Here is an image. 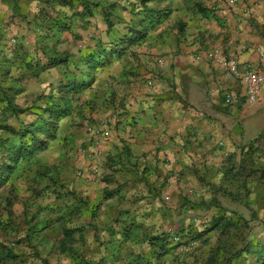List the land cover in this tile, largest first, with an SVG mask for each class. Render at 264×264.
<instances>
[{
  "label": "crops",
  "instance_id": "obj_1",
  "mask_svg": "<svg viewBox=\"0 0 264 264\" xmlns=\"http://www.w3.org/2000/svg\"><path fill=\"white\" fill-rule=\"evenodd\" d=\"M65 1L0 0V98L42 113L56 92L65 105L49 107H79L73 127L90 132L60 136V117L46 149L23 156L31 177L46 175L32 201L46 216L32 231L44 239L38 255L96 264L100 236L113 264L167 259L169 226L198 224L190 212L204 209L210 223L227 216L219 195L264 174V90L247 105L242 81L207 58L264 70L255 51L264 52V0H147L135 10L133 0H95L91 15ZM34 81L44 95L35 105ZM69 95L80 101L70 106ZM66 231L75 260L50 246Z\"/></svg>",
  "mask_w": 264,
  "mask_h": 264
},
{
  "label": "rangeland",
  "instance_id": "obj_2",
  "mask_svg": "<svg viewBox=\"0 0 264 264\" xmlns=\"http://www.w3.org/2000/svg\"><path fill=\"white\" fill-rule=\"evenodd\" d=\"M115 4L118 3L115 1L110 2L108 8H113ZM138 5H141L138 0H133L130 3V7L134 10ZM103 15H106V13L104 12ZM40 86L41 84L35 81L29 85V88L34 90L31 99L32 102L34 101L33 105L42 101V96H44L36 97V94L41 91ZM45 87L43 93L45 92L46 96L53 92L52 85ZM53 94V97H47L49 103L46 104V108H50L48 104L53 103H60L64 106L63 100L58 102L57 99L60 98H57L56 92H53ZM64 99L69 102L70 106L71 104L74 105L76 100L80 101L79 97L76 98L72 95ZM11 101L13 102V99ZM6 102V100L0 101V173L7 166L11 169V172L5 173L7 179L0 185V254L2 250L6 249L7 252H10V256L13 255L14 257L4 259L0 263L43 264V259L38 255V251L43 246L44 239L32 231L37 228V223H43L46 216H44L42 206L32 201L33 197L35 199L41 197L43 191L41 186L46 175L41 173L40 176L31 177V172L24 157L21 161L18 160L19 162L14 164V167H11L12 162L8 159V152L9 147L16 142L15 138L17 139L20 136L22 129H27L30 124L39 121L41 115L45 114V119H48L50 115L47 112L44 113L45 111L42 113L38 111L31 112L28 109H26V113H15ZM76 110L73 113L69 111V115L63 120V122H67V125L64 128L65 130H61V134L58 126L62 121L60 122L56 115H52L50 130L54 135L65 136L70 134V136H73L82 132V138L88 136L90 132L85 126L78 132L79 127L84 123L83 121L75 129L73 127V124L81 119L80 114L83 112L79 107ZM86 114L89 116L88 113ZM87 120L88 123L91 122L90 118ZM24 137H22L24 141L31 143L28 133H25ZM38 138H41V135ZM260 179L262 180L261 185ZM245 180L248 181L247 185H242L236 190L229 188L231 191L224 193V196L219 195L220 201L218 202L223 205L221 209L227 212L228 218L233 220L234 225L227 228L221 226L213 229L210 227V215L209 218L207 217L208 210L190 212L191 216L198 217V224L191 221L192 223L187 222L169 226L163 232L165 244L161 247L169 252V257L165 259L166 257L160 256L152 259L150 263L264 264V188H262L264 186V174L261 177H245ZM59 186L62 185L58 183L57 189ZM166 236L168 237L166 238ZM174 237L180 239L174 241ZM60 242L55 240L50 246L59 249L67 246L73 247V242L70 240H66L64 244ZM105 242V239L97 236L96 243L91 247H94L97 254L94 262L96 264L120 263L119 259L110 258L109 255L103 253L104 250H107L104 247ZM57 261L61 264H71L65 257H58Z\"/></svg>",
  "mask_w": 264,
  "mask_h": 264
},
{
  "label": "trees",
  "instance_id": "obj_3",
  "mask_svg": "<svg viewBox=\"0 0 264 264\" xmlns=\"http://www.w3.org/2000/svg\"><path fill=\"white\" fill-rule=\"evenodd\" d=\"M76 1L77 2L75 3H79V6H81L83 11H85L89 15H91L93 7H96L98 5L97 2H95V0H76ZM145 1L147 0H140V4H141L140 6L144 5ZM70 3H71V0L65 1V4H70ZM146 36H147V32H145V30H137L134 33V41L144 40ZM94 55L95 57H99L98 54H94ZM88 57H90V55ZM79 86L80 85H78V87ZM74 90H78V89L74 88ZM3 100L7 101L6 102L8 103L7 105L10 106V108L15 113H24L25 111H27V110L20 109L18 106L14 105L13 102L10 100V97L6 95L5 93L2 95V99L0 98V101H3ZM53 108L54 107H50L44 110L45 111L44 113L47 112L50 115L48 119L44 118L45 114L41 115V117L39 118V121L33 124H30L27 129H22L19 134L20 136L17 139L15 138L16 142H14L13 146L9 147V152H8V159L12 162L11 167H14V164H17L19 162L18 160H20V157L22 158L23 156L28 157L30 155H35L36 153L46 149L47 141L51 139L52 137H54L52 130H50V124L52 123V120H51L52 115H56L58 119L60 117L69 115V109L67 107H65V109H61L60 107L58 109H53ZM25 133H28L30 135L31 143L23 140L25 138L24 137ZM39 135H41V138H38ZM10 172H11V169L8 166L4 171H1L0 185L3 184L7 179V176H5V173H10ZM233 223L234 222L233 220H231V218H228V216L224 215V213L223 214L219 213L216 217H214V219L210 223V227L213 229H216L221 226H223L224 228H227L230 225H234ZM167 237L168 236H166V238ZM66 240H70L73 242L72 233L70 231L65 232V237H64V240H62L61 244H64ZM162 240H164L165 242L164 238H162ZM72 248L73 247L71 246H67V247H61L60 249H63L69 252V255H70L69 259L71 258L70 260H75L77 258H74L73 256H71ZM10 255H11L10 252H7L6 249L2 250V253L0 254V262L4 259H8V258L10 259L11 257H14L13 255L12 256ZM42 262L43 264H48L46 260H42ZM83 263L86 264V261L85 262L83 261Z\"/></svg>",
  "mask_w": 264,
  "mask_h": 264
},
{
  "label": "built area",
  "instance_id": "obj_4",
  "mask_svg": "<svg viewBox=\"0 0 264 264\" xmlns=\"http://www.w3.org/2000/svg\"><path fill=\"white\" fill-rule=\"evenodd\" d=\"M255 51L257 52L259 62L263 67L264 52L260 48H256ZM207 58L214 64L223 67L233 77L242 81L245 87V101L247 105L254 106L258 103L261 92L264 90V70H257L249 63L243 64L240 69V66L235 60H226L214 51L208 52ZM179 239V237H174V241H178Z\"/></svg>",
  "mask_w": 264,
  "mask_h": 264
}]
</instances>
